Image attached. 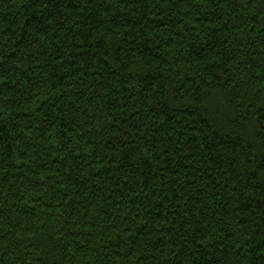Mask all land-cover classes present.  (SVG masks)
I'll return each mask as SVG.
<instances>
[{
    "label": "trees",
    "instance_id": "1",
    "mask_svg": "<svg viewBox=\"0 0 264 264\" xmlns=\"http://www.w3.org/2000/svg\"><path fill=\"white\" fill-rule=\"evenodd\" d=\"M0 264H264V0H0Z\"/></svg>",
    "mask_w": 264,
    "mask_h": 264
}]
</instances>
